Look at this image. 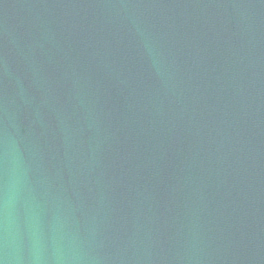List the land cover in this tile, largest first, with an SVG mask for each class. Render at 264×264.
<instances>
[{"label": "water", "instance_id": "1", "mask_svg": "<svg viewBox=\"0 0 264 264\" xmlns=\"http://www.w3.org/2000/svg\"><path fill=\"white\" fill-rule=\"evenodd\" d=\"M0 264H264V0H0Z\"/></svg>", "mask_w": 264, "mask_h": 264}]
</instances>
